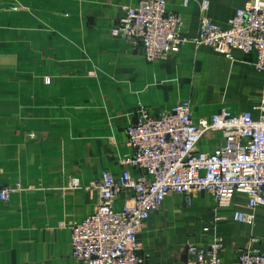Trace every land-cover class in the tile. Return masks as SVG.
Wrapping results in <instances>:
<instances>
[{"label":"crops","instance_id":"crops-1","mask_svg":"<svg viewBox=\"0 0 264 264\" xmlns=\"http://www.w3.org/2000/svg\"><path fill=\"white\" fill-rule=\"evenodd\" d=\"M139 1L63 0L61 11L51 12L66 21L77 18L93 42V71L103 80L95 77L91 85L42 91V101L20 103L12 107L18 111L13 120L1 121L0 186L20 189L8 202L0 200V264H85L72 254L71 226L96 209L99 192L92 186L103 172L116 180L124 170L134 177L143 174L123 161L133 153L126 126L140 105L160 112L188 101L197 121L224 109L250 110L263 98L264 72L254 64L253 54L233 49L227 58L211 46L189 41L168 57L150 61L113 36L111 27L122 6ZM204 1L209 19L227 27L248 0H190L187 5L168 0L169 8L183 18L181 35H197ZM89 19L91 29L82 25ZM222 142L221 131H207L199 148L214 151ZM125 197L120 195L117 209ZM238 210L252 212L254 222L236 220ZM215 239L224 244L219 251L223 264H232L243 248L264 249V205L250 208L246 196L236 193L229 206H218L206 190L196 193L189 205L184 194L171 191L139 233L141 253L150 264H182L189 244L206 248Z\"/></svg>","mask_w":264,"mask_h":264},{"label":"built area","instance_id":"built-area-1","mask_svg":"<svg viewBox=\"0 0 264 264\" xmlns=\"http://www.w3.org/2000/svg\"><path fill=\"white\" fill-rule=\"evenodd\" d=\"M202 6L198 32L192 39L180 34L183 18L169 8L168 0L123 5L111 34L150 61L166 58L191 41L211 46L227 58H232L233 49L253 54L254 64L264 72V0H248L227 27L209 19L207 1ZM207 131L222 132L223 142L214 151L199 148ZM126 134L133 153L123 161L143 174L134 177L124 170L116 180L105 171L96 179L92 186L99 192L96 209L71 226L72 254L85 264H150L141 253L139 233L150 212L159 209L171 191L184 194L189 205L204 190L213 193L218 206H229L236 193L246 196L250 208L264 205V96L250 110L224 109L197 121L188 101L160 112L140 105ZM19 189L20 185L0 186V200L8 202ZM122 193L126 197L117 209L115 203ZM234 217L252 224L255 216L238 210ZM252 240L260 241L258 237ZM223 246L220 239L206 248L189 244L182 264H223L219 256ZM232 264H264V249L243 248Z\"/></svg>","mask_w":264,"mask_h":264},{"label":"rangeland","instance_id":"rangeland-1","mask_svg":"<svg viewBox=\"0 0 264 264\" xmlns=\"http://www.w3.org/2000/svg\"><path fill=\"white\" fill-rule=\"evenodd\" d=\"M60 7L63 0H0V127L1 121L13 120L18 114L12 107L32 98L42 101V91L91 85L95 77L103 80L93 71V42L86 38L77 18L66 21L60 14L51 13L61 11ZM82 25L91 29L92 21ZM75 63L83 71L80 76L76 75ZM50 75L56 77L55 82L50 83ZM76 77L79 80L75 81Z\"/></svg>","mask_w":264,"mask_h":264}]
</instances>
